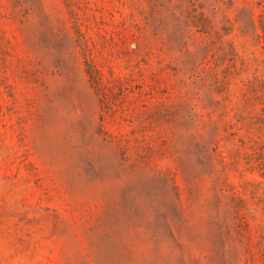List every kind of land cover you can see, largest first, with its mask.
Returning a JSON list of instances; mask_svg holds the SVG:
<instances>
[{"label": "rangeland", "instance_id": "374dc122", "mask_svg": "<svg viewBox=\"0 0 264 264\" xmlns=\"http://www.w3.org/2000/svg\"><path fill=\"white\" fill-rule=\"evenodd\" d=\"M0 264H264V0H0Z\"/></svg>", "mask_w": 264, "mask_h": 264}]
</instances>
